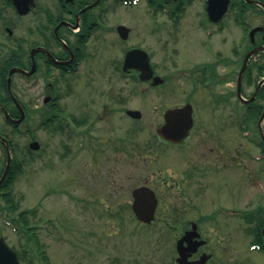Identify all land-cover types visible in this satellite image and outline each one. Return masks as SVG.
<instances>
[{"label": "flooded vegetation", "instance_id": "1", "mask_svg": "<svg viewBox=\"0 0 264 264\" xmlns=\"http://www.w3.org/2000/svg\"><path fill=\"white\" fill-rule=\"evenodd\" d=\"M16 2L0 0V180L9 159L7 143L11 157L9 171L0 181V199L3 198L5 189L10 193L9 187L17 169L13 165L17 160L13 153L17 142L13 134L7 131V127L13 133L23 131L24 125L27 127L24 132L30 135L27 144L29 152L35 153L41 146L34 129L40 128L39 130L46 132L47 147H50L51 138L59 134L62 138L59 139L60 143L67 149H72L70 143L76 144L79 140L78 147L74 148L76 153L92 150L96 155L104 151L108 141L114 142L117 139L103 138L100 135L110 130L106 126L116 120L124 125V120H129L130 117H142L132 116L129 112L131 108L116 107L117 103H124L126 100L123 94H116L113 89L114 81L108 79V74L119 73L127 79L133 75L139 81L157 88L159 92L164 91L170 77L182 81L189 77L194 79L196 86L203 85L211 89L222 81V77L215 73L223 66L224 61L241 60L237 73L239 77L249 55L241 91L246 88L253 90L243 103L264 108V104L259 103V99H264V96L259 95L261 91L264 92V75L258 78L260 71H264V6L261 4H264V0ZM20 9L27 11L22 13ZM138 12L140 39L156 46L157 62L154 61L152 49L139 45L128 46L133 35L131 23L135 19L131 14L137 15ZM121 26L129 28L127 37L123 34L126 31L120 29ZM238 31L241 32L239 36ZM216 34L221 36L224 43L231 39L233 46L229 58L226 57V51L219 47L213 51L214 60L208 58L211 55L208 53V56L205 54L207 57L190 64L177 62V57L182 56L181 46H185V43L196 40L205 49L208 47L206 39ZM115 48H120L121 57H115L116 54L111 53ZM133 48H141L148 53L154 75L161 76L162 83L154 86L153 79L142 81L140 70L125 67L127 52ZM12 67H20L27 73L15 71L10 90L8 79ZM168 69L172 71L170 74L162 76L159 73V70ZM105 75L108 77L104 79ZM18 77L30 87L24 88L22 81L18 82L21 80ZM261 80L263 83L259 93L254 100H249ZM173 92H177L176 87H172ZM222 97L217 99L219 103H225L224 95ZM187 103L191 102L169 108ZM116 111L119 116H116ZM165 111L161 124L165 122ZM35 117L39 118L36 127L30 124L37 121ZM191 134L179 144L159 138L165 145L181 146ZM262 140L264 143L263 137ZM35 142L39 144L37 149L32 146ZM125 142H129V138L121 145L123 151L129 148ZM75 144L74 146L77 145ZM260 154L262 159L259 161L262 163L251 165L238 164V149L207 145L202 150H195L185 172L186 178H183L190 186L188 197L183 198V202L189 206L195 200L202 199L206 210L197 221L188 219L179 236L190 230L193 223H197L204 244L189 254V260H199L204 256V264H264V148L260 149ZM248 156L251 159L253 154L248 153ZM151 177L152 175L146 177L141 185L151 187ZM222 187L232 201L217 204L212 199V189L220 190ZM180 215L182 213L179 210L177 217H181ZM216 234L223 237L222 241L214 238ZM178 255L177 250L175 263Z\"/></svg>", "mask_w": 264, "mask_h": 264}, {"label": "rangeland", "instance_id": "2", "mask_svg": "<svg viewBox=\"0 0 264 264\" xmlns=\"http://www.w3.org/2000/svg\"><path fill=\"white\" fill-rule=\"evenodd\" d=\"M131 15L135 19L131 23L133 35L128 46L152 49L154 61L157 62L156 46L140 39V12ZM206 40L208 47L205 49L196 40L181 46L182 56L177 57V62L190 64L207 57L208 53H211L208 58L214 60L213 51L219 47L226 51L229 58L233 46L231 39L224 43L221 36L216 34ZM121 52L120 48L111 50L115 57H121ZM232 60L224 61L215 73L222 77V81L211 89L196 86L194 79L189 77L183 81L170 77L164 91L159 92L133 75L127 79L119 73L108 74V79L114 81L116 94H123L126 100L117 103L116 107L140 110L142 117H130L124 120V125L116 120L106 126L110 130L100 135L117 139L108 141L104 151L96 155L92 150L76 153L74 148L78 147L79 140L77 145L70 143L73 147L67 149L60 143L59 139L62 138L59 134L51 138L50 147H47L46 132L40 128L34 129L41 146L35 153L29 152L27 144L30 135L24 132L27 127L22 126L23 131L17 133L7 127L17 142L13 153L23 167L9 187L16 202L14 212H9L4 198L0 199V236H4L18 252L20 264H44L45 260L37 248L45 250L49 264H175L176 243L185 227L183 225L188 219L197 221L206 210L202 199L195 200L189 206L183 202L190 191L189 182L183 181V178H186L185 172L195 150H202L207 145L238 149V164L262 163L255 158L261 149L256 142L260 137L259 118L246 117L247 107L236 94L241 60ZM171 72V69L159 70L162 76ZM261 75H264V71H260L258 78ZM18 82L24 88L29 86L25 80ZM172 87H176L177 92L172 93ZM103 89L106 90V87L103 86ZM252 90L246 88L243 96L246 97ZM223 95L225 103H219L217 99ZM187 101L193 104L195 110L192 134L184 145H165L157 135L163 113L165 109ZM259 103L263 105L264 99H259ZM119 115L117 112L116 116ZM34 119L37 121L30 124L36 127L39 118ZM246 124L250 126V131L243 129ZM262 128L264 130V123ZM254 132L255 139L252 140ZM222 134L226 136L222 137ZM128 138L129 142H125V145L129 148L123 151L121 145ZM220 138L224 141H219ZM248 153L254 155L251 156L252 160ZM151 175L149 185L156 191L159 204L155 221L144 224L137 220L132 211V192ZM212 195L217 204L232 201L223 187L220 190L213 188ZM179 210L181 217H177ZM22 211H31L28 214L37 239L27 240L22 229L7 224L6 219L15 220ZM216 237L222 241V236L216 234Z\"/></svg>", "mask_w": 264, "mask_h": 264}, {"label": "water", "instance_id": "3", "mask_svg": "<svg viewBox=\"0 0 264 264\" xmlns=\"http://www.w3.org/2000/svg\"><path fill=\"white\" fill-rule=\"evenodd\" d=\"M14 1L16 2V0ZM17 5L19 7L18 3ZM21 11L22 13H25L27 10H21ZM120 29L123 31H126L123 34L125 37H127L129 28L126 26H121ZM248 57L246 58L244 65L242 67V70L240 72V77H239L240 82L242 79V75L246 69ZM125 67L137 68L138 70L141 71L140 78L142 80H149L153 78L154 85H158L163 81L162 78H160V76L153 75V68L151 66L148 53L141 48H133L127 52L126 60H125ZM15 71H23L27 73L26 70L20 67L11 68L10 73H9V79H8L9 88L11 85L12 74ZM238 95L242 98L240 86L238 88ZM255 95L252 97V99L255 98ZM242 100L246 101L244 98H242ZM129 112L134 117H137V118L141 117V112L138 110H130ZM164 116H165V122L157 129L158 133L164 139L170 142H173V143H180L186 137L189 136L190 130L194 125L192 104L188 103L182 107L167 109L165 111ZM263 120H264V110L259 120V126L262 132H263L262 130ZM4 142L7 143V140L4 139ZM6 146L8 148L9 159H8L7 167L3 174L2 180L5 178V176L7 175L9 171L10 161H11L9 144L7 143ZM32 146L36 149L39 148L38 142L33 143ZM133 196H134V200H133L132 208H133L134 213L136 214V217L139 220L146 222V223L152 222L155 219V213H156V209L158 206V199H157V196L154 190L145 185L139 186L133 190ZM200 236L201 234L197 230V224L194 223L193 228L187 231L178 240L177 248H178L180 255L177 258V261L180 264H193V263L204 264L205 259H206L204 256H202L201 259L197 261L188 260L189 254L191 252L196 251L197 248L204 243L203 240H198ZM0 264H20V258H19L18 252L14 250L7 243L4 236H0Z\"/></svg>", "mask_w": 264, "mask_h": 264}, {"label": "trees", "instance_id": "4", "mask_svg": "<svg viewBox=\"0 0 264 264\" xmlns=\"http://www.w3.org/2000/svg\"><path fill=\"white\" fill-rule=\"evenodd\" d=\"M259 95H261L260 97L264 96V92L261 91L259 93ZM246 107H247L246 108L247 109L246 117L248 116L249 118H252V117H258L259 118L260 115H261V112L263 110V107H261V106L254 107V106L247 105ZM245 128H247V129H245ZM243 129H245L247 131L248 130L249 131L251 130V128H250V126L248 124H246V126ZM258 143H259L258 144L259 146H261L262 148H264V143H263V140L261 139V136H260V141ZM13 165H16V167H17V170L13 174V177H14L13 179H15L21 173L20 171L22 170V167L23 166H22V164L18 160H16V162ZM6 190L7 189L4 190V193L2 195L3 198H4V200H5V202H6L5 205H6V207H8L9 212H14L16 202H15L12 194L11 193H7ZM30 212L31 211H28V212L22 211V212H20L18 214V217L15 218L16 221L13 220L12 218L11 219H8V220H10L13 223V225H15L17 227L18 230L22 229V231H23L24 235L26 236L27 240L28 239L30 240V239L35 238V237L37 239L36 232L33 231L35 229H33V226L31 224V220H30V217H29V214H28ZM33 214L35 215V211H33ZM17 222L19 224H21V225L19 226V224ZM37 250L41 254V256L43 257V259L45 260V263L44 264H49L48 263V259H47L46 255H45V250L43 248H37Z\"/></svg>", "mask_w": 264, "mask_h": 264}]
</instances>
